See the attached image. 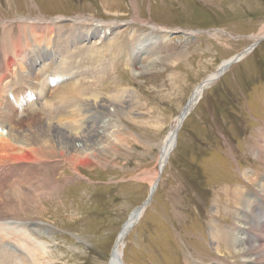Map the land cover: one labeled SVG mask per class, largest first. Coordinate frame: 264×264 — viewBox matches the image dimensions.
<instances>
[{
    "label": "rangeland",
    "instance_id": "374dc122",
    "mask_svg": "<svg viewBox=\"0 0 264 264\" xmlns=\"http://www.w3.org/2000/svg\"><path fill=\"white\" fill-rule=\"evenodd\" d=\"M79 17L103 23L104 28L114 23L122 26L118 43L110 44L112 50L113 45H124L119 49L122 53L109 52L102 70L90 68L87 78L80 77L85 78V85H92L88 94L107 96L109 88L134 91L133 113L125 115L111 108L112 114L100 126L115 123L107 133L113 137L117 131L118 140L105 142L106 150L85 165L72 167L58 156L46 155L35 172L28 168L7 172L6 180L0 182V217L53 229L50 237L47 230L41 232L49 250L38 262L109 264L123 226L158 181L151 203L125 240L123 264H250L224 249L217 253L214 236L224 235V230L234 239L236 230L244 235L240 230L245 224L239 220L243 215L233 207L238 189L244 186L253 192V205L264 201V155H259L264 144V0H0V66L11 62L13 53L4 58L1 46L6 36L8 42L21 36V20L60 21L48 33L47 45L50 34L53 40L65 38ZM154 26L164 29L167 37L157 35ZM133 28L135 39H145V43L133 50L136 57L128 58L123 54L131 48ZM97 41L90 46H100ZM256 41L260 42L250 53L205 88L179 131L178 147L160 173L162 145L195 88ZM77 48L73 47L66 61H74L77 52H72ZM34 57L33 64L43 68V81L47 55L41 60ZM131 59L142 68L135 70ZM15 70H20L18 65L12 68L14 73L5 75L4 87H11ZM9 97L0 96V105L7 107ZM79 99L77 103L85 108ZM34 102L40 104V100ZM31 110L14 114L17 128L35 129L46 118L41 111ZM33 113L37 116L32 117ZM64 120L65 116L60 121ZM83 126L87 125L78 127ZM5 170L8 167L0 168L1 180ZM22 172L29 174L25 177ZM255 172L262 184L255 181Z\"/></svg>",
    "mask_w": 264,
    "mask_h": 264
},
{
    "label": "bare ground",
    "instance_id": "6f19581e",
    "mask_svg": "<svg viewBox=\"0 0 264 264\" xmlns=\"http://www.w3.org/2000/svg\"><path fill=\"white\" fill-rule=\"evenodd\" d=\"M21 21H24L23 24L19 25V27L23 29V32H20L21 36L19 35V37L15 39L13 38L11 42H8L9 39L6 36L3 40L4 44L1 46L4 51L3 54H5L4 58L6 57L7 59L8 56H11L10 54H13L11 62H4L5 66H0V96L5 98V95H7L9 97V93L12 91L11 94L15 100L11 101L9 97V99H7V107L0 105V168L8 167V170H5L2 174V176H4L2 180L0 175V182L6 180L7 172H20L25 168H28L30 172H35L37 167L38 169H41L40 164L42 165V158L46 155L58 156L67 162L69 166L72 165V167H76L78 163L85 165L90 159H97V156L101 155L107 148V145L104 144L105 142H109V140L110 142L112 140H118L117 131H113V137L107 133L110 125L115 128V123H109V126L107 125L104 127L100 126V121L107 119L109 114H112L110 112L113 107L116 112L125 111L122 112L125 115L132 114L133 112L130 111L132 102L130 101L131 98L135 99V92L131 90L122 91L119 89L111 90L109 88L108 91H110L111 94L107 96L88 94L86 93L87 91L91 93L93 90L92 85L89 86L83 83L84 79L87 78L86 76H89L88 73L91 71L90 68L101 69L103 67L107 61V54L109 52L112 54L119 53L117 54L118 56L122 53L119 49L122 46L125 47L124 45H113V48L115 47L113 50L112 47L110 48V44L115 40H117L118 43L117 38L120 36L119 31L122 29L121 25L114 23L113 26L108 25L104 28L100 25L103 23H98L94 20L91 21L85 17H79L76 18L75 21L73 20V25L69 29V33H65V35H67L65 38L58 41L53 40L54 35L50 34V36H52V40H50L46 45L45 40L48 33L53 31L54 28L58 26L60 21L57 22V19H55L52 22H42L41 19L29 18ZM133 21L138 23L141 22L139 19H134ZM74 23L77 24L76 31L73 30ZM141 24L145 26L150 25L146 22H142ZM154 27H156L160 32H158L157 35L162 38L167 37L164 29L161 27L158 28L157 26ZM28 29L31 30V32ZM132 31L133 33L131 32L130 34V37H132L131 48L129 50L126 49L123 54V56L126 55L128 58L136 57V54L135 56L132 55V52L134 53L133 50L145 43V39L143 42H139L135 39V28H133ZM44 32L47 34H43ZM39 33H42L43 35H39ZM139 36H143L142 33H140ZM144 36L146 37L147 34L144 33ZM94 40H98L97 43L99 42L100 46H95L96 44L90 46V43ZM20 43H23L26 48H24ZM73 47L78 48L72 52L73 54L77 53L75 54V58H73L74 61H71L70 63L69 61H66V58L70 56V52ZM251 47L234 59L225 61V63H223V65L214 74L209 75L206 78L209 80H215V78L219 77L225 72V70H229L230 67L236 63V61H239L242 57L244 58L247 53H250L249 51L254 49ZM25 52L27 54L26 56L24 55ZM18 53H20L21 56H19ZM45 53L49 63L45 68V79L42 81L43 75L41 74H43V68L38 69L39 67H36V64H33L35 62L31 60V57L35 56L33 59L36 58L41 60ZM104 54H106V56ZM138 58L139 57H137V59ZM12 61L14 62V65H12ZM31 64L35 65V68L31 69ZM41 64L44 65V63ZM131 64L137 71L142 68H139L140 66L137 65L136 60L131 59ZM15 65H18L20 68V70H15L16 75L14 79L16 78V81L14 82L13 79L14 84L12 82L11 87H4L2 83H4L3 81L5 80V75L9 72L14 73L11 70ZM83 68H87V71H84ZM27 70H29V72ZM33 72L34 74H32ZM36 73L39 74V77L35 75ZM80 74H84L85 78L80 77ZM135 76L137 75L135 74ZM26 78L29 82H31L32 86H29L25 82L24 79ZM210 84L211 82L204 87L203 83L195 88L192 96L190 97L191 101L189 102V105L186 104L185 106H188L187 110L189 114L190 112L192 113L199 104L203 97L205 88L209 87ZM13 85H16V88L13 89ZM19 87L22 89L19 90ZM28 90L30 91L29 94H27ZM123 94L125 95V98ZM89 95L93 96L91 98H86V96ZM83 96L85 99H83ZM81 97L82 101L84 100L83 102L85 108H81V104L77 103V99L80 98L79 100H81ZM35 100H40V104L35 103ZM29 102L32 103L29 105ZM31 106L35 107L31 110ZM44 108L47 110L45 116L43 115L44 112L42 110ZM24 109L26 112L30 110L35 111V113L36 111H41L40 113L46 118H42V120L37 123L38 125L35 129L21 130L17 128L19 126L14 124L13 120L14 114L20 111L18 115H22L23 113L21 111H24ZM26 112L24 114L25 116ZM35 113L32 114V117L36 115ZM66 115H68L69 118H66ZM64 116L65 120L63 122L60 121L64 118ZM183 116L184 115H180L177 117L174 128L169 132L164 144L162 145V162L160 161V169L162 167L163 170L165 169L171 155L178 147V142H175L174 144V131L182 122ZM186 119L187 118L185 117L182 125ZM85 124L87 126L78 127ZM1 130H6V132H1ZM262 135L264 136V132ZM259 150V155L263 156L264 144ZM81 157L83 159H80ZM79 160L80 162H77ZM28 174L22 172V176L26 177ZM261 176L255 172V181L259 182V184H262V180H260ZM250 181L253 182V179ZM155 184L156 183L154 182L152 188L155 187ZM262 187L264 188V185ZM156 189H154V192H156ZM250 193L253 192L249 189L245 190V187L243 186V188L234 192L235 200H232L233 207L243 215L239 218V220L245 224L244 228H241L240 230V233L244 232V235H239V231L236 230V234H234L235 238H237L234 239L230 231L224 230V235L214 236V240L218 243V247L216 249L217 253L222 252V249H224L230 254H237L236 258L247 259L250 264H264V201L263 203L261 202L262 204H258L257 200V204L253 205L255 199L253 200V196H251ZM11 203L12 202H10V204ZM141 207L137 208L131 214L125 227V230H127L128 233L126 234V237H124L123 233L122 238L118 240L117 244L115 243L116 246L113 248L114 250L112 251L113 253L109 264H123V249L125 247V240L127 236L131 234L145 210L143 209L142 211ZM137 219L138 221L134 224V221ZM12 220L14 222H12ZM19 221L23 220L15 218L4 219L0 217V264H43L38 261L43 257H46L48 247L46 246L47 243L43 240V233L41 232L47 230V233H53V229H51V227L50 229L45 228L40 224L36 225L31 223L32 225H30ZM133 224L134 226L131 229H128ZM233 226L235 228L236 224ZM48 234L50 237L51 234ZM5 237L7 239H5ZM9 238H11V240H8ZM219 240H224L225 242H219ZM238 246L242 247L239 251L237 250ZM8 260H10L9 263ZM193 264L197 263L193 262Z\"/></svg>",
    "mask_w": 264,
    "mask_h": 264
},
{
    "label": "water",
    "instance_id": "95a60500",
    "mask_svg": "<svg viewBox=\"0 0 264 264\" xmlns=\"http://www.w3.org/2000/svg\"><path fill=\"white\" fill-rule=\"evenodd\" d=\"M262 40V39H261ZM260 40V41H261ZM260 41H256L253 45H252V47L251 48H255L257 45H258V43L260 42ZM235 62V61H234ZM226 71V70H225ZM212 81H214V79L213 80H209V79H204L199 85H202L203 83H204V87L207 85V84H209L210 82H212ZM191 100L189 99L188 100V102H187V105H189V102H190ZM188 107V106H187ZM187 107H185V109H184V111H182V113L180 114V115H184L183 116V118H182V122H183V120L185 119V117L187 118V116H188V114H189V112H188V110H187ZM186 111H187V113H186ZM182 122L177 126V128L175 129V131H174V144H175V142H177V136H178V134H179V130L181 129V127L183 126L182 125ZM162 170H163V167L160 169V173L162 172ZM158 186V181L156 182V184H155V187L154 188H151V191H150V195H149V197H148V199L143 203V205H142V207H141V210L143 211V209H146L147 208V206L151 203V201H152V198H153V195H154V189H156V187ZM143 207H145V208H143ZM139 219V218H138ZM138 219L137 220H135L134 221V224H136V221H138ZM127 223H128V221L126 222V224L123 226V228H122V230H121V232H120V234H119V237L117 238V241H116V244H117V242H118V240L120 239V238H122V235H123V233H124V237H126V234L128 233L127 232V230H125V227H126V225H127ZM134 224L132 225V226H130L128 229H131L133 226H134ZM116 244H115V246H116Z\"/></svg>",
    "mask_w": 264,
    "mask_h": 264
}]
</instances>
